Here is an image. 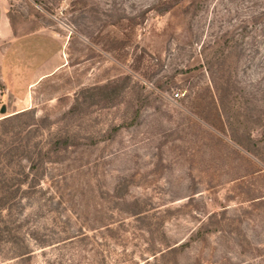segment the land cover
<instances>
[{"label":"rangeland","instance_id":"1","mask_svg":"<svg viewBox=\"0 0 264 264\" xmlns=\"http://www.w3.org/2000/svg\"><path fill=\"white\" fill-rule=\"evenodd\" d=\"M156 3L5 0L14 36L24 44L9 59L12 68L42 77L17 101L0 66V120L29 113L45 120L32 141L45 143L50 134L72 141L60 162L43 167L41 190L24 200V215H32L29 227L38 234L84 227L90 237L84 264L106 257L109 264H264L263 249L253 251L245 240L252 243L254 230L261 232L264 204L252 202L264 199V167L202 119L214 112L199 67L212 4L194 15L186 3L157 13ZM106 85L107 93L81 95ZM115 188L127 202L148 206L150 219L116 211ZM110 213L113 228L122 219L129 224L116 229L115 242L96 231ZM210 221H219L218 228ZM32 247L31 264L69 262L68 254L61 260L60 247ZM169 247L176 252H166ZM15 256L11 245L0 246V264H23Z\"/></svg>","mask_w":264,"mask_h":264},{"label":"trees","instance_id":"2","mask_svg":"<svg viewBox=\"0 0 264 264\" xmlns=\"http://www.w3.org/2000/svg\"><path fill=\"white\" fill-rule=\"evenodd\" d=\"M184 3L186 13L194 15L208 11L212 4L213 19L207 23V40L199 50V67L206 71L214 112L206 117L202 115V119L215 132L246 155L254 157L264 167V0H157L154 11L169 12ZM7 18L12 24L9 13ZM230 21L233 25L225 29L224 25ZM229 59L230 64L227 62ZM249 71H253L254 75L243 79L242 76ZM107 89V85L91 87L84 89L81 95L87 99L89 93H107ZM117 92L112 90L109 94ZM78 107L74 106L67 114H74L79 110ZM44 121L25 112L0 120V246L11 245L15 250L14 258L23 264H31L34 255L32 246L39 250L60 247L61 251L64 250L61 260L67 258L68 254L71 258L68 264H84L86 255L82 254H87L86 249L90 244V237L84 227H77L72 232L63 231L61 235L38 234L29 227L32 215H24V200H32L41 190L43 167L60 162L63 158L61 154L67 153L72 146L71 137L67 134H50L45 143L32 141L35 133L43 128L41 123ZM120 192V188H115L112 193V198L117 200L114 203L116 211L140 222L150 219L147 216L150 212L148 206L127 202ZM258 202L263 205L264 199H255L252 204ZM113 216V213L107 215L103 220L104 225L96 231L105 230V235L115 242V236H118L116 229L121 227L125 230L129 224L125 223L126 219H122L118 227L113 228L116 223ZM258 216L261 224L258 221L256 223H259L261 232L254 230L252 243L245 240L254 247L253 251L262 248L264 252V210ZM210 224L217 229L216 225L220 222L210 221ZM25 226L28 231L22 235L20 232ZM215 229L205 228L207 233H213ZM116 240L122 245V237ZM176 248L169 247L166 252H176ZM158 254L162 256L164 253L160 251ZM153 256L155 259L156 253ZM260 259L264 263V254ZM110 261L106 257L102 264H109Z\"/></svg>","mask_w":264,"mask_h":264},{"label":"crops","instance_id":"3","mask_svg":"<svg viewBox=\"0 0 264 264\" xmlns=\"http://www.w3.org/2000/svg\"><path fill=\"white\" fill-rule=\"evenodd\" d=\"M26 38L24 40L28 41L29 37ZM31 38V41H29V44H32L30 49L34 48L33 45L35 44L33 41L34 37ZM20 40V38L14 36L12 26L7 18L5 0H0V46L2 45V50L4 52V55H0V66L2 67V73H5L4 68L7 69L5 81L7 80L10 84V90L15 92L16 95L14 98L17 101L24 99L27 89H29L31 85L35 84L37 80L39 82L42 77L39 75L38 78L37 71H34L29 75H24L19 74V71L16 72L12 68L13 64L9 61V59L13 57L14 51L19 50L20 47L24 46ZM52 60V58L46 60L43 66L47 64H49V66L52 65Z\"/></svg>","mask_w":264,"mask_h":264},{"label":"water","instance_id":"4","mask_svg":"<svg viewBox=\"0 0 264 264\" xmlns=\"http://www.w3.org/2000/svg\"><path fill=\"white\" fill-rule=\"evenodd\" d=\"M1 113H2V114L5 113V108H2Z\"/></svg>","mask_w":264,"mask_h":264},{"label":"built area","instance_id":"5","mask_svg":"<svg viewBox=\"0 0 264 264\" xmlns=\"http://www.w3.org/2000/svg\"><path fill=\"white\" fill-rule=\"evenodd\" d=\"M177 96V95H176Z\"/></svg>","mask_w":264,"mask_h":264}]
</instances>
